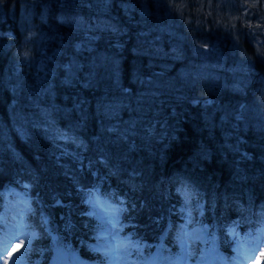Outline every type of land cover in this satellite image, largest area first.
<instances>
[{
    "label": "trees",
    "instance_id": "16d2710c",
    "mask_svg": "<svg viewBox=\"0 0 264 264\" xmlns=\"http://www.w3.org/2000/svg\"><path fill=\"white\" fill-rule=\"evenodd\" d=\"M200 4L0 0V229L13 187L29 208L24 264H107L97 192L122 239L167 264L182 206L195 218L203 204L228 263L231 229L246 241L263 227L264 35ZM194 248L187 264L209 255Z\"/></svg>",
    "mask_w": 264,
    "mask_h": 264
},
{
    "label": "rangeland",
    "instance_id": "374dc122",
    "mask_svg": "<svg viewBox=\"0 0 264 264\" xmlns=\"http://www.w3.org/2000/svg\"><path fill=\"white\" fill-rule=\"evenodd\" d=\"M177 1V0H175ZM200 5L209 4V8L216 9L218 16L224 18V23L233 26V22L241 20L251 33L259 31L264 35V0H198ZM212 2V4H211ZM183 5V1H180ZM214 5V7H213ZM4 210L1 213L3 231L0 232V264H24L26 260L20 249L28 247L32 239V233L23 227L24 215L29 211L27 200L21 192L10 187L5 194ZM89 213L94 215L99 223L103 224L101 234L105 239L92 244L95 251L105 257L107 264H143L148 258L143 250L144 244L127 242L116 230L120 227L118 219V207L113 202L99 197L98 192L89 200ZM203 204L196 205L197 216L195 218L185 210L179 208L181 214L177 239L181 242L179 252L180 264H187V260L198 256L193 246L200 243L208 245L212 249L207 264H227L218 253L219 238L210 227L199 223V216L203 211ZM1 221V220H0ZM1 231V229H0ZM230 242H233L234 255L228 264H260L261 253L264 252V225L245 241L243 234L231 229L228 234ZM201 252V250L199 249ZM152 258L155 260L154 256ZM53 264H76L74 259H53ZM197 264V263H196Z\"/></svg>",
    "mask_w": 264,
    "mask_h": 264
},
{
    "label": "snow or ice",
    "instance_id": "6c2138e0",
    "mask_svg": "<svg viewBox=\"0 0 264 264\" xmlns=\"http://www.w3.org/2000/svg\"><path fill=\"white\" fill-rule=\"evenodd\" d=\"M261 256L264 257V252L261 253ZM262 264H264V262H262Z\"/></svg>",
    "mask_w": 264,
    "mask_h": 264
},
{
    "label": "water",
    "instance_id": "95a60500",
    "mask_svg": "<svg viewBox=\"0 0 264 264\" xmlns=\"http://www.w3.org/2000/svg\"><path fill=\"white\" fill-rule=\"evenodd\" d=\"M210 102H212V101H210Z\"/></svg>",
    "mask_w": 264,
    "mask_h": 264
},
{
    "label": "bare ground",
    "instance_id": "6f19581e",
    "mask_svg": "<svg viewBox=\"0 0 264 264\" xmlns=\"http://www.w3.org/2000/svg\"><path fill=\"white\" fill-rule=\"evenodd\" d=\"M9 190V189H8Z\"/></svg>",
    "mask_w": 264,
    "mask_h": 264
}]
</instances>
